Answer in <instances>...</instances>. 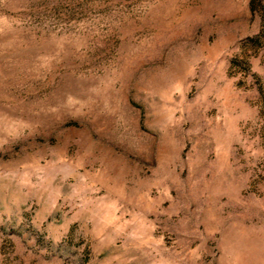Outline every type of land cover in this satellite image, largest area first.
I'll list each match as a JSON object with an SVG mask.
<instances>
[{
	"label": "rangeland",
	"instance_id": "obj_1",
	"mask_svg": "<svg viewBox=\"0 0 264 264\" xmlns=\"http://www.w3.org/2000/svg\"><path fill=\"white\" fill-rule=\"evenodd\" d=\"M0 264H264V0H0Z\"/></svg>",
	"mask_w": 264,
	"mask_h": 264
}]
</instances>
